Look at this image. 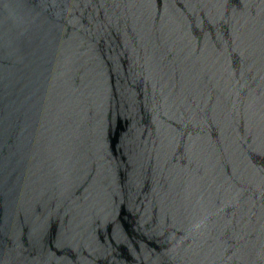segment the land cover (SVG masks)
<instances>
[{
	"label": "water",
	"instance_id": "1",
	"mask_svg": "<svg viewBox=\"0 0 264 264\" xmlns=\"http://www.w3.org/2000/svg\"><path fill=\"white\" fill-rule=\"evenodd\" d=\"M0 264H264V0H0Z\"/></svg>",
	"mask_w": 264,
	"mask_h": 264
}]
</instances>
